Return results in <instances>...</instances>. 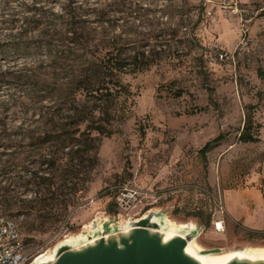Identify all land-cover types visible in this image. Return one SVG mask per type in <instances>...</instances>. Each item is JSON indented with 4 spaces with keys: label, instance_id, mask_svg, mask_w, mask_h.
Wrapping results in <instances>:
<instances>
[{
    "label": "rangeland",
    "instance_id": "rangeland-1",
    "mask_svg": "<svg viewBox=\"0 0 264 264\" xmlns=\"http://www.w3.org/2000/svg\"><path fill=\"white\" fill-rule=\"evenodd\" d=\"M68 30L83 56L138 52L145 66L122 72L130 91L113 131L93 133L94 163L39 142L48 96L82 61L52 63L45 42ZM247 119L257 140L239 138ZM124 185L137 190L128 207ZM0 213L54 256L30 264L172 222L203 254L264 246V0H0Z\"/></svg>",
    "mask_w": 264,
    "mask_h": 264
},
{
    "label": "trees",
    "instance_id": "trees-1",
    "mask_svg": "<svg viewBox=\"0 0 264 264\" xmlns=\"http://www.w3.org/2000/svg\"><path fill=\"white\" fill-rule=\"evenodd\" d=\"M70 31L72 35L79 33L68 30L62 38L45 42L46 49L53 55L52 63L54 62L59 70H64L71 60L82 61L78 67H71V72L64 76L66 80L54 88L57 94L48 96L51 103L47 105L46 112L50 114L52 124H49V129L45 130L39 142L55 145L63 152L65 147H69L72 158L78 155L87 156L94 163L98 147L96 136L113 131L111 124L117 116L116 100L123 93L130 91L128 84L122 80V72L126 69L137 71L145 66L139 64L138 52L123 55L119 50L110 49L93 56H83V52L79 50L85 48L87 40L83 39L82 32L80 35L70 36ZM142 54L144 56V52ZM56 109L61 111L60 115L56 113ZM251 127V120L247 119L239 136L241 140L258 139V136L251 132ZM94 132L98 135H94ZM221 137L222 134H219L207 141L201 148L202 151L205 153ZM64 153L67 154L68 150ZM63 158L62 154L46 159L57 161Z\"/></svg>",
    "mask_w": 264,
    "mask_h": 264
},
{
    "label": "water",
    "instance_id": "water-1",
    "mask_svg": "<svg viewBox=\"0 0 264 264\" xmlns=\"http://www.w3.org/2000/svg\"><path fill=\"white\" fill-rule=\"evenodd\" d=\"M162 237L159 231L139 225L129 235L114 240L113 243L99 237L94 244H88L82 250H64L50 264H191L183 257L186 245L183 238L173 239L168 247H162ZM119 241L126 244L125 249L119 246ZM202 251L219 252L220 247L203 248ZM230 264L240 263L236 260Z\"/></svg>",
    "mask_w": 264,
    "mask_h": 264
},
{
    "label": "bare ground",
    "instance_id": "bare-ground-1",
    "mask_svg": "<svg viewBox=\"0 0 264 264\" xmlns=\"http://www.w3.org/2000/svg\"><path fill=\"white\" fill-rule=\"evenodd\" d=\"M183 226V225H182ZM177 224L171 223L169 227L163 230L162 239L160 241L162 247H168L173 239L183 238L186 241V245L183 248V257L191 264H230L236 260L240 264H264V246H256L248 249L244 255L239 256L238 253L234 251H223L219 253H201L199 249L201 248L198 243L194 240L188 239L181 231ZM156 231H159L155 229ZM80 236L75 237L72 240H78ZM68 239V240H71ZM99 239L96 237L93 239L95 241ZM67 240V241H68ZM92 243V244H94ZM83 245L79 250L84 248ZM119 246L122 249L126 248V244L119 241ZM53 254L44 252L40 254L37 260H42V262L52 259Z\"/></svg>",
    "mask_w": 264,
    "mask_h": 264
},
{
    "label": "built area",
    "instance_id": "built-area-1",
    "mask_svg": "<svg viewBox=\"0 0 264 264\" xmlns=\"http://www.w3.org/2000/svg\"><path fill=\"white\" fill-rule=\"evenodd\" d=\"M137 190L128 185L122 186L117 202L128 207L135 198ZM216 228H224L223 220L215 222ZM37 256L27 248L18 223L0 213V264H30Z\"/></svg>",
    "mask_w": 264,
    "mask_h": 264
}]
</instances>
